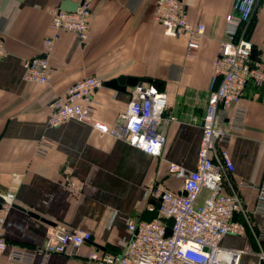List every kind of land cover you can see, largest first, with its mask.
<instances>
[{
	"label": "crops",
	"instance_id": "0c3cea01",
	"mask_svg": "<svg viewBox=\"0 0 264 264\" xmlns=\"http://www.w3.org/2000/svg\"><path fill=\"white\" fill-rule=\"evenodd\" d=\"M181 1L187 19L207 28L193 58L187 56V37H168L154 21L157 0H94L90 41L61 33L49 53L45 41L54 35L52 11H71L77 3L0 0L5 48L0 58V194L15 195L3 229L8 248L0 253V264H8L13 248L33 253L31 264H95L90 260L94 250L119 253L128 239L127 221H144L155 206L150 189L163 184L179 191L181 182L171 176L169 166L195 170L202 119L215 81L214 63L227 39L226 18L234 0ZM250 28L258 68L264 72V0H259ZM47 55L50 83H27L24 62ZM92 76L105 82L121 77L144 84L167 81L168 108L161 126L167 143L160 157L75 120L50 126L54 100ZM134 88L98 90L92 104L95 120L111 127L120 122ZM243 105L244 126L222 147L231 154L232 184L253 226L243 236H226L221 244L245 250L241 264H256L257 254L264 250L255 237L263 217L253 212L257 188L264 184V84L248 82ZM230 115L221 109L223 122ZM43 140L52 144L46 156L38 154ZM234 220L246 223L242 215ZM56 224L90 231L92 241L66 254H48L43 248L46 234Z\"/></svg>",
	"mask_w": 264,
	"mask_h": 264
},
{
	"label": "built area",
	"instance_id": "2783aa9c",
	"mask_svg": "<svg viewBox=\"0 0 264 264\" xmlns=\"http://www.w3.org/2000/svg\"><path fill=\"white\" fill-rule=\"evenodd\" d=\"M74 10L52 11L54 35L46 39L49 53L61 33H73L83 43L91 39L90 26L94 0H72ZM259 0H234L233 11L226 18L227 39L222 42L219 56L214 63V85L208 98L206 114L202 119V138L195 170L173 164L169 172L181 182L179 191L157 184L148 196L161 200L158 218L151 222L127 221L128 239L119 253L94 250L90 260L95 264H241L245 250L222 246L226 236H243L253 222L248 216L243 200L232 184L235 166L230 152L222 147L229 142L245 123L246 108L243 95L248 82L264 84V72L257 62L252 66L254 43L250 37V24ZM153 19L171 38L187 37V56L195 57L206 34L204 23H191L181 0H157ZM5 48L0 39V58ZM24 80L27 83L49 84L51 65L48 55L24 62ZM105 81L92 76L72 85L64 96L51 105L50 126L57 128L75 120L92 126L101 135H109L128 143L137 150L160 157L167 143L161 126L168 108L167 95L160 84L139 83L132 92L131 102L121 121L111 127L95 120L92 107L95 93L104 88ZM221 109H228L230 117L223 122ZM52 144L41 141L38 154L46 156ZM208 195L204 197V192ZM0 204V253L8 248L3 235L15 195H1ZM155 206H150L153 211ZM254 214L263 217L255 237L264 243V184L257 188ZM242 215L246 223L235 221ZM174 219L172 235L166 237L167 221ZM92 241V233L74 230L62 224L49 227L44 242L48 254H66ZM34 254L13 248L8 264H31ZM256 264H264V250L257 254Z\"/></svg>",
	"mask_w": 264,
	"mask_h": 264
},
{
	"label": "water",
	"instance_id": "95a60500",
	"mask_svg": "<svg viewBox=\"0 0 264 264\" xmlns=\"http://www.w3.org/2000/svg\"><path fill=\"white\" fill-rule=\"evenodd\" d=\"M257 50L254 48L251 61H252V66H254V63L257 62ZM139 84L138 79L134 78H126V77H121L119 79L105 82V86L111 87V88H116V89H122V86H136ZM3 202V200L0 198V204ZM160 202L161 200H153L152 204L155 205V209L153 211H147L144 216V221L146 222H151L153 219L158 218V209L160 207ZM236 217V215H235ZM174 219H170L167 221V229H166V237H170L172 235V227L174 226Z\"/></svg>",
	"mask_w": 264,
	"mask_h": 264
},
{
	"label": "rangeland",
	"instance_id": "374dc122",
	"mask_svg": "<svg viewBox=\"0 0 264 264\" xmlns=\"http://www.w3.org/2000/svg\"><path fill=\"white\" fill-rule=\"evenodd\" d=\"M157 81L160 82V86H161L162 91H163L164 93H167V92H165V86H166V82H167V81H163V80H157ZM168 97H169V96H168Z\"/></svg>",
	"mask_w": 264,
	"mask_h": 264
},
{
	"label": "trees",
	"instance_id": "16d2710c",
	"mask_svg": "<svg viewBox=\"0 0 264 264\" xmlns=\"http://www.w3.org/2000/svg\"><path fill=\"white\" fill-rule=\"evenodd\" d=\"M250 30H251V28H250Z\"/></svg>",
	"mask_w": 264,
	"mask_h": 264
}]
</instances>
